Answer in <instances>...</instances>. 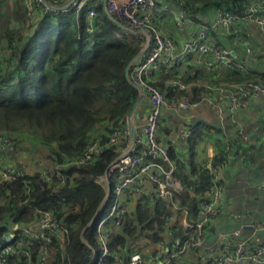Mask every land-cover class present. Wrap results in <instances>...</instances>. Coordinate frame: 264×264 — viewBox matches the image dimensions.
I'll use <instances>...</instances> for the list:
<instances>
[{
  "label": "built area",
  "instance_id": "1",
  "mask_svg": "<svg viewBox=\"0 0 264 264\" xmlns=\"http://www.w3.org/2000/svg\"><path fill=\"white\" fill-rule=\"evenodd\" d=\"M22 4L29 24L41 14H57L73 8L75 17L81 10L85 11L86 29L89 32L105 14L115 24L126 27L127 32L133 35V42L135 36L147 35L146 48L128 69L130 83L140 88L134 87L138 97L146 95L148 109L144 115L135 111L130 122L126 116L106 137L98 135L93 138L78 155L64 156L60 162H51L46 168L37 171L43 182L52 185L62 167L94 162L107 148L114 147L117 151L102 174L105 189L109 184L110 192L105 203L106 210L95 226L98 251L86 242L92 251V262L106 264V256H111L117 264H186L183 255L193 253L205 264H264V237L255 233L257 229L264 230L263 220L243 224L242 221H248L247 214H232L241 223L228 232L214 235L206 242L207 228L211 220L220 214L224 203L219 172L212 165V160L201 163L209 169L210 184L205 191L206 196L199 200L196 216L188 218V208L180 199L184 188L175 172V160L169 153L170 145L164 142L160 130L163 116L170 111H188L200 103L218 108L221 99L227 100L232 107H241L264 96V75L252 74L248 66L233 59L226 47L209 42V34L217 24H226L246 12H254L261 6V1H245L242 14L224 11L213 22L201 25L175 51H168L171 40L157 30L160 14L157 0H22ZM260 17L256 16L255 20L262 24L263 19ZM207 53L221 66L243 74L249 72V76L230 82L206 83L198 100L185 95L181 99H168L166 93L154 83L155 71L158 69H173L190 55H194L196 62L201 63V55ZM9 54L0 51V59H6ZM170 86L184 90L187 85L174 77ZM189 118V115L186 116L184 122ZM12 140L9 134L0 133V179L3 180L24 178L29 174L25 169L5 162L3 156ZM207 157H213L212 149L207 150ZM60 176L63 182L64 177ZM157 201L165 208L159 223L154 221L151 229L142 228L136 215L138 206L141 203L149 204V214H153ZM56 205L61 207L64 219L58 217L59 212L53 204L37 210L30 222L14 223L7 220L6 230L0 238V264H55L52 243L58 241L60 248H63L62 243L69 231L65 216L70 210L64 207L61 200ZM245 225H251L252 229H245ZM179 226L182 227V234L177 236L176 229ZM132 227L134 230L129 234L126 230ZM153 235L157 238H153ZM118 237H122L123 241L116 240ZM34 242H41V245L33 255Z\"/></svg>",
  "mask_w": 264,
  "mask_h": 264
},
{
  "label": "trees",
  "instance_id": "2",
  "mask_svg": "<svg viewBox=\"0 0 264 264\" xmlns=\"http://www.w3.org/2000/svg\"><path fill=\"white\" fill-rule=\"evenodd\" d=\"M182 1L192 11L209 5L239 11L247 0ZM25 13L22 0H0V40L4 39L8 45L4 47L10 50L6 60H0V132L13 139L22 133L47 148L50 163L60 162L64 156L78 155L93 138L106 137L124 121L137 94L124 70L141 45L105 14L89 32L84 10L77 17L73 8L41 14L32 24H27ZM172 91L171 86L169 93ZM188 127L187 157L177 159L170 147L169 153L184 188L180 199L192 219L211 176L209 169L195 159L194 146L204 137L209 138L215 128L199 119L191 120ZM116 154L114 147L107 148L94 162L62 167L52 185L43 182L37 172L14 180L0 179V238L7 220L30 222L37 210L53 204L58 217L64 219L61 207L56 205L61 200L70 209L65 216L69 231L63 248L58 241L52 243L54 263L90 264V247L97 249L96 222L104 214L106 204L83 230L82 236L90 247L82 242L81 229L94 216L104 196L102 174ZM223 156L220 153L217 159L216 155L215 161ZM141 204L136 210L137 219L142 228L151 229L154 221L159 223L164 205L157 201L154 213L149 214V204ZM133 230L132 227L126 231L130 234ZM181 234L179 226L176 235ZM116 240L123 241L122 237ZM40 245L41 242L33 243V255ZM105 262L117 264L111 256H106Z\"/></svg>",
  "mask_w": 264,
  "mask_h": 264
},
{
  "label": "crops",
  "instance_id": "3",
  "mask_svg": "<svg viewBox=\"0 0 264 264\" xmlns=\"http://www.w3.org/2000/svg\"><path fill=\"white\" fill-rule=\"evenodd\" d=\"M259 1L261 6L254 12H246L226 24H217L209 34V42L226 47L233 59L248 66L252 74L264 75V0ZM157 4L160 8L157 30L171 40L172 45L168 47V51H175L201 25L209 24L219 14L229 11L221 5H209L192 11L182 0H157ZM243 10L244 7L237 13L242 14ZM256 16H261L262 24L255 20ZM146 42V33L134 38V43L142 45L141 47ZM201 58V63H198L195 56L190 55L173 69H158L155 71L154 83L166 93L168 99H181L185 95L189 99L198 100L206 83L230 82L249 76V72L243 74L236 69L221 66L210 53L202 54ZM174 77L184 81L186 89L172 87L173 91L169 93L170 81ZM138 95L137 92L135 111L143 116L148 109V101L146 95L141 98ZM218 102V108L200 103L188 111H170L163 116L160 126L164 142L169 143L172 152L181 158L187 157L188 124L191 120L199 119L215 128L214 132H210L209 138L204 137L194 146L195 159L199 164L212 160V165L219 172L223 192L222 211L211 220L206 242L214 235L228 232L241 223L232 214H247L248 221H242L243 224L264 221V96L241 107H232L225 99ZM188 115L190 118L184 122ZM28 141L32 144H27L28 162L21 160L25 144L21 141L11 146L3 158L11 166L25 169L31 174L46 168L49 159L46 153L47 158H31L34 152L44 154L47 148L36 141ZM211 149L213 157L209 158L207 150ZM220 153L224 155L223 158L215 161L216 155L218 159ZM192 254L183 255V261L186 264H201L198 257Z\"/></svg>",
  "mask_w": 264,
  "mask_h": 264
},
{
  "label": "water",
  "instance_id": "4",
  "mask_svg": "<svg viewBox=\"0 0 264 264\" xmlns=\"http://www.w3.org/2000/svg\"><path fill=\"white\" fill-rule=\"evenodd\" d=\"M117 25H118V24H117ZM118 26L121 27L122 29H124L125 31H128V29H127L126 27H123V26H121V25H118ZM146 46H147V44H145L143 47H141V49H140V50H139V51H138V52H137V53H136V54H135V55H134V56L128 61L127 65L125 66V70H124L125 77H126L127 81L129 82V84L132 85V86H133L134 84H131L130 81H129V78H128V69H129L130 65L132 64V62L136 59V57H137L138 55H140V54L144 51V49L146 48ZM133 87L138 88V89L140 90V88H139L138 86H133ZM135 105H136V101H135L134 104L132 105V108H131V110L129 111V113L127 114V120H128L129 122H130L131 119H132V115H133V111H134ZM131 132L133 133V129H132V128H131ZM109 192H110V185L107 184V187H106V189H105L104 196H103L101 202L99 203L98 207L96 208V211H95V213H94V216H93V217L88 221V223H87V224L81 229L80 238H81L82 242L86 243L85 238L82 236V233H83L84 228H85L86 226H88V225L91 224V222L93 221V219H94L96 213L98 212V210H99V209H100V208L106 203L107 198H108V195H109ZM244 228L250 230V229H252V226H251V225H245ZM255 233H256L257 235L261 236V237H264V230H262V229H257V230H255ZM91 263L94 264L95 261L92 262V260H91Z\"/></svg>",
  "mask_w": 264,
  "mask_h": 264
},
{
  "label": "rangeland",
  "instance_id": "5",
  "mask_svg": "<svg viewBox=\"0 0 264 264\" xmlns=\"http://www.w3.org/2000/svg\"><path fill=\"white\" fill-rule=\"evenodd\" d=\"M4 1V0H3ZM7 2H9V0H7ZM11 2V1H10ZM38 12V11H37ZM25 15H27L26 13H25ZM37 18H35V20H36ZM35 20H34V22H35ZM28 22V21H27ZM33 22V23H34ZM27 24H29V22L27 23ZM4 46H8L7 45V43H6V41L4 40V39H1L0 40V51L2 52V53H4L5 55L7 54V52L8 53H10V50H8L7 48H5ZM142 46V45H141ZM1 61H4V60H6V59H0ZM134 112H135V110L133 111V115H134ZM132 115V116H133ZM0 133H4V132H0ZM14 136H16V135H13V137ZM29 139H27L22 133H19V135H17L16 136V139H13L12 141H11V145L8 147V149L11 147V146H14V145H16V143L18 142H20L21 141V143H25V144H23V155L21 156V160L24 162V161H26V162H28V160H29V158H28V155H29V150H28V147H27V144H28V146H32V144H31V142H29L28 141ZM27 142V143H26ZM7 149V150H8ZM33 151H34V149H33ZM44 152V151H43ZM25 155V156H24ZM38 153H37V151L36 152H34L33 153V155L31 156V158H38L39 156H43L42 158H45L46 157V155H45V152H44V154L43 153H40L38 156ZM47 158V157H46ZM48 158H50L49 156H48ZM37 160H39V159H37ZM49 164H50V162H49ZM100 182H101V180H99ZM103 183V182H102ZM104 187H105V183H104ZM176 222H178V219H176ZM199 263H201V264H205V263H203V261H201L200 259H199Z\"/></svg>",
  "mask_w": 264,
  "mask_h": 264
}]
</instances>
